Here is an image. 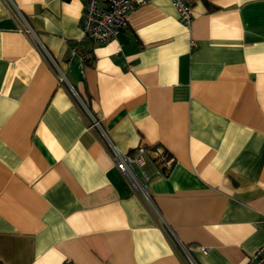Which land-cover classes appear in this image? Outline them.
I'll list each match as a JSON object with an SVG mask.
<instances>
[{"label": "crops", "instance_id": "1", "mask_svg": "<svg viewBox=\"0 0 264 264\" xmlns=\"http://www.w3.org/2000/svg\"><path fill=\"white\" fill-rule=\"evenodd\" d=\"M191 3L189 28L150 0L96 44L84 0H0L2 264H187L180 243L197 264H249L264 243V0ZM52 61L119 151L170 154L166 175L144 166L154 206Z\"/></svg>", "mask_w": 264, "mask_h": 264}, {"label": "built area", "instance_id": "2", "mask_svg": "<svg viewBox=\"0 0 264 264\" xmlns=\"http://www.w3.org/2000/svg\"><path fill=\"white\" fill-rule=\"evenodd\" d=\"M148 1L150 0H84V8L81 14V27L84 36L96 44H103L116 38L118 33L126 26L129 14ZM171 2L182 24L189 28L192 22L191 0H171ZM20 18L24 22L23 31L35 35V32L21 14ZM46 54L50 57L48 52ZM86 60L87 56H81L82 63ZM53 64L58 72L59 83L68 84L64 73L54 62ZM69 87L82 107L89 121V126L97 129L104 136L116 169L121 172L127 184L135 193L146 203L154 206L149 192L150 175L144 168L146 160L154 166L156 173L166 175L173 161L171 156H167L162 147H146L143 145L136 147L131 152L119 151L106 136L99 120L91 113L82 97L75 93L70 85ZM179 246L187 264H197L190 253V248L181 243ZM249 264H264V243L250 257Z\"/></svg>", "mask_w": 264, "mask_h": 264}, {"label": "trees", "instance_id": "3", "mask_svg": "<svg viewBox=\"0 0 264 264\" xmlns=\"http://www.w3.org/2000/svg\"><path fill=\"white\" fill-rule=\"evenodd\" d=\"M82 97V99L84 100V102L86 103L87 107H88V102H87V98H85L83 95H80ZM164 151L166 152L167 156H170V154L164 149ZM0 264H2L0 262Z\"/></svg>", "mask_w": 264, "mask_h": 264}]
</instances>
